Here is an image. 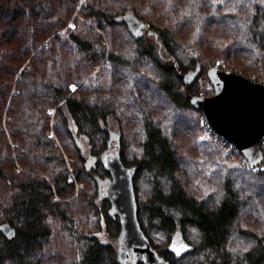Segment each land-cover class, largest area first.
Returning <instances> with one entry per match:
<instances>
[{"label": "trees", "instance_id": "16d2710c", "mask_svg": "<svg viewBox=\"0 0 264 264\" xmlns=\"http://www.w3.org/2000/svg\"><path fill=\"white\" fill-rule=\"evenodd\" d=\"M216 61L264 83V0H0V264H121L112 142L160 257L264 264V168L202 138L189 103Z\"/></svg>", "mask_w": 264, "mask_h": 264}, {"label": "water", "instance_id": "95a60500", "mask_svg": "<svg viewBox=\"0 0 264 264\" xmlns=\"http://www.w3.org/2000/svg\"><path fill=\"white\" fill-rule=\"evenodd\" d=\"M133 34H140L144 23L133 14L122 16ZM212 84L210 94L189 95V103L196 108L210 126L231 141L250 163L263 158L258 141L264 139V83L253 82L244 75L216 65L206 70ZM185 82L190 73L183 75ZM109 177L102 180L103 194L111 209L118 215L121 248L118 256L125 264L126 255L144 264H169L151 247L137 219V204L133 188L135 167L125 166L117 150L101 155ZM101 190L99 191V193ZM130 264H136L135 261Z\"/></svg>", "mask_w": 264, "mask_h": 264}, {"label": "built area", "instance_id": "2783aa9c", "mask_svg": "<svg viewBox=\"0 0 264 264\" xmlns=\"http://www.w3.org/2000/svg\"><path fill=\"white\" fill-rule=\"evenodd\" d=\"M103 43L106 44V41H103ZM213 65H216L222 69H226L225 64L220 63L218 61H216ZM211 66L208 65V67ZM93 68L94 70H96L98 66L93 65ZM250 80L255 82L254 77L250 78ZM206 87L208 89H212V84L209 82V80L206 84ZM199 122L203 129L204 137L209 141H211L212 143H214L215 145H217L218 147L222 148L224 152H226L230 156V158L235 162H237L240 166L253 172L260 171L261 169L264 168V156L257 163H250L242 156L240 150L231 141H229L223 135L219 134L216 130H214L202 115L200 117ZM258 145L261 149L264 148V139L259 140Z\"/></svg>", "mask_w": 264, "mask_h": 264}, {"label": "rangeland", "instance_id": "374dc122", "mask_svg": "<svg viewBox=\"0 0 264 264\" xmlns=\"http://www.w3.org/2000/svg\"><path fill=\"white\" fill-rule=\"evenodd\" d=\"M226 65V64H225ZM226 67H227V65H226ZM209 67L207 66V69H208ZM93 71H94V68H93ZM207 78V76L205 75H199V77H198V81H199V83H202V84H204V88H206V82H205V79ZM208 79V78H207ZM207 89V88H206ZM199 94H203L202 92L201 93H199ZM200 124V123H199ZM110 128L111 129H113L114 130V124H113V122L112 121H110ZM201 137L202 138H205L204 137V135H203V129H202V131H201ZM206 139V138H205ZM114 145H115V142H112V146H111V149H110V151L112 152L113 150H114ZM76 187L77 188H79V187H82V184L81 183H76ZM100 238H101V240H103V241H106V242H114V240L112 239V238H110V237H108L107 235H105V234H101L100 235ZM171 247L175 250V251H177V252H179V251H181V250H183V249H185L186 247H187V245H186V243L184 242V240H183V238H182V235H181V233H180V230H175L173 233H172V236H171Z\"/></svg>", "mask_w": 264, "mask_h": 264}, {"label": "flooded vegetation", "instance_id": "af4514ba", "mask_svg": "<svg viewBox=\"0 0 264 264\" xmlns=\"http://www.w3.org/2000/svg\"><path fill=\"white\" fill-rule=\"evenodd\" d=\"M105 185V184H104ZM103 190H104V186H103ZM133 260L135 261V263L137 264L138 260H136L135 255H133V259H131L130 255H126V259H125V264H130L131 262H133ZM142 262V261H141Z\"/></svg>", "mask_w": 264, "mask_h": 264}]
</instances>
